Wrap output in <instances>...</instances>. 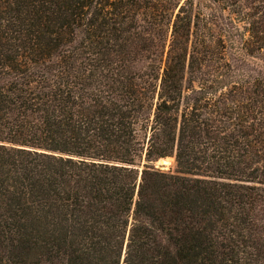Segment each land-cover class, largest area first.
I'll use <instances>...</instances> for the list:
<instances>
[{
	"label": "trees",
	"instance_id": "trees-1",
	"mask_svg": "<svg viewBox=\"0 0 264 264\" xmlns=\"http://www.w3.org/2000/svg\"><path fill=\"white\" fill-rule=\"evenodd\" d=\"M255 57L264 0H0V264H264Z\"/></svg>",
	"mask_w": 264,
	"mask_h": 264
},
{
	"label": "rangeland",
	"instance_id": "rangeland-1",
	"mask_svg": "<svg viewBox=\"0 0 264 264\" xmlns=\"http://www.w3.org/2000/svg\"><path fill=\"white\" fill-rule=\"evenodd\" d=\"M249 9L243 3L238 8L228 7L224 10V14L230 17H233L239 27V32L229 33L223 32L225 34V41L227 43V53L228 55L234 54H242L239 52V47L241 45L242 37L247 38L249 36L248 28H249ZM264 68V60L261 58L255 57V68ZM157 165L163 169L174 170L176 167L175 159L173 157H169L166 159H161L157 162Z\"/></svg>",
	"mask_w": 264,
	"mask_h": 264
}]
</instances>
